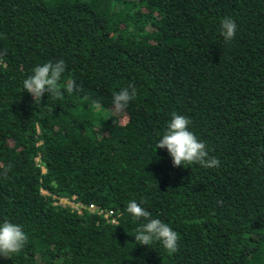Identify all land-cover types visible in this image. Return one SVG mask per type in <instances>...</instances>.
<instances>
[{
	"label": "trees",
	"instance_id": "1",
	"mask_svg": "<svg viewBox=\"0 0 264 264\" xmlns=\"http://www.w3.org/2000/svg\"><path fill=\"white\" fill-rule=\"evenodd\" d=\"M0 53V225L28 236L0 264H264V0H0ZM58 60L80 90L37 106L23 81ZM173 112L219 167L155 149ZM132 200L176 253L138 245Z\"/></svg>",
	"mask_w": 264,
	"mask_h": 264
},
{
	"label": "clouds",
	"instance_id": "2",
	"mask_svg": "<svg viewBox=\"0 0 264 264\" xmlns=\"http://www.w3.org/2000/svg\"><path fill=\"white\" fill-rule=\"evenodd\" d=\"M220 31L226 43L231 42L236 35L237 25L230 17H225L220 22ZM6 53H0V64L4 63L3 56ZM66 64L63 60L56 62H45L32 69V74L23 81V90L29 93L35 105L41 104V98L47 93L54 99L62 98L61 88L66 89L69 94L79 91L80 88L75 81H67L61 84V76L65 72ZM137 90L134 85L121 88L112 93V105L117 112H123L134 100ZM191 121L184 115L173 112L171 119L167 123L163 135L158 139L156 148L166 149L171 158L173 167H180L184 164H198L203 168H217L220 161L216 157H210L205 143L189 130ZM10 165H0V176L8 178ZM132 200L127 204L126 211L134 219L145 221L141 227L137 228L134 240L138 245L148 247L154 242H159L163 249L169 254L178 251L179 234L174 231L167 223L150 218L152 214L141 205ZM28 236L18 224L3 222L0 225V256L8 258L10 254L19 253L26 243Z\"/></svg>",
	"mask_w": 264,
	"mask_h": 264
},
{
	"label": "built area",
	"instance_id": "3",
	"mask_svg": "<svg viewBox=\"0 0 264 264\" xmlns=\"http://www.w3.org/2000/svg\"><path fill=\"white\" fill-rule=\"evenodd\" d=\"M59 204L62 205V206H65V205L66 206H69L70 209L76 210L77 212L80 211V207L78 205L74 204L71 201L65 200V199H59ZM90 211H94V208L91 207L90 208ZM108 215L110 216L111 215V212L110 213L108 212V213L104 214V217L106 218Z\"/></svg>",
	"mask_w": 264,
	"mask_h": 264
},
{
	"label": "rangeland",
	"instance_id": "4",
	"mask_svg": "<svg viewBox=\"0 0 264 264\" xmlns=\"http://www.w3.org/2000/svg\"><path fill=\"white\" fill-rule=\"evenodd\" d=\"M112 113L113 114H117V111L116 110H112ZM119 115V114H118Z\"/></svg>",
	"mask_w": 264,
	"mask_h": 264
}]
</instances>
